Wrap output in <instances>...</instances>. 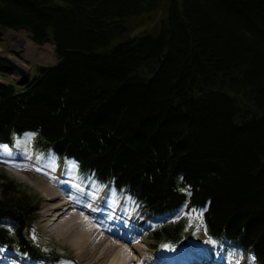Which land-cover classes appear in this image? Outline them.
<instances>
[{
    "label": "trees",
    "instance_id": "obj_1",
    "mask_svg": "<svg viewBox=\"0 0 264 264\" xmlns=\"http://www.w3.org/2000/svg\"><path fill=\"white\" fill-rule=\"evenodd\" d=\"M162 1L0 0V30L50 39L55 57L22 86L0 82V146L33 133L151 217L201 210L208 238L264 264V0H169L133 32ZM37 210L0 179V248L52 263ZM188 234L169 221L151 238L173 250Z\"/></svg>",
    "mask_w": 264,
    "mask_h": 264
},
{
    "label": "rangeland",
    "instance_id": "obj_2",
    "mask_svg": "<svg viewBox=\"0 0 264 264\" xmlns=\"http://www.w3.org/2000/svg\"><path fill=\"white\" fill-rule=\"evenodd\" d=\"M168 1L169 0H163L159 9L152 13L150 17L142 19L139 23L135 22L137 24L135 27L136 29L135 31L133 30V32L153 30L158 25L159 21L164 18ZM131 32L130 35L133 34ZM45 40L41 44L34 43L29 38L28 32L24 28H19L17 30L2 29L0 30V55L9 57L14 63L16 62L18 66L22 67L28 73V77H26L27 80L25 81L27 82L35 73V69L38 66H48L53 64L55 61L54 45H52L50 40ZM14 76L20 79L14 70H8L6 68V64L0 61V82L6 84L13 83L16 86H22V84L15 80ZM34 137L33 133L27 132L18 137H14L10 144L0 146V179L6 177L18 187L19 191L26 194L30 198L35 199L38 210L36 212L37 220L33 227L32 237L36 240V242L41 244V246L54 249L56 258L52 263L30 261L16 254L5 252L0 248V257L5 259L8 264L13 262L19 264H81L77 260L78 255L76 254V249L70 248L67 245H60L55 242L52 236H49L44 231V217L40 214L43 196L41 192H38V190H36L28 181L19 180L10 175L9 171L11 169L6 163H10L11 159L15 158L18 159L16 162H19L20 164V167L16 166V169L23 174L25 173L29 177L33 173L32 176L35 175L33 177L35 178L38 174L36 172L42 174L46 173L49 178L47 177V180L42 178L45 184L51 185L59 183L67 186V188H71L72 190H78L81 194H85L87 192L88 196L94 198L98 196H106V205L121 206L123 211L125 210L124 213H126V222L131 218L128 216L133 215V218L136 220H134V222H137V224L139 223V225L144 224V226L140 228L142 229L143 235L141 239L143 238L150 246L147 252L151 255L156 254L155 256H158L156 257V260H161L160 262L163 261L161 264H175L174 258L179 257L186 249H191L192 251L197 250L199 252L196 253L200 254L204 250H212L221 246L231 249L236 256L244 259L246 264H255L248 251H243L235 246L208 238L201 210L186 211L183 207H181L177 210L166 213L163 216L151 217L141 208L139 204L134 202L133 199L127 196L123 191L118 192L116 189L111 188L109 184H103L96 181L89 175L80 173L74 162L66 159H58L52 154L42 153L41 151L35 149L33 147ZM6 157L7 159H5ZM169 221L183 223L186 232L190 233L186 236L187 244L182 245L178 249H169L162 243H155L151 238V231L155 224ZM135 224L134 226L138 227V225ZM141 245L143 248L147 249L143 243ZM106 250L111 251L107 248ZM89 253L93 254L91 251ZM86 262L88 263L89 261L87 260ZM101 264H104V262H101Z\"/></svg>",
    "mask_w": 264,
    "mask_h": 264
},
{
    "label": "bare ground",
    "instance_id": "obj_3",
    "mask_svg": "<svg viewBox=\"0 0 264 264\" xmlns=\"http://www.w3.org/2000/svg\"><path fill=\"white\" fill-rule=\"evenodd\" d=\"M14 77L19 82L20 79ZM16 160L18 159H11L10 163H6L11 169H9L10 175L16 179L28 181L43 196L40 214L44 217V231L60 245L76 249L78 262L81 264H101V262L104 264H161L163 262L156 260L158 257L155 256L156 254L151 255L147 252L150 246L143 238L141 239L143 235L140 228L144 224L139 225L134 222L133 215L128 216L131 218L126 222V213L121 206L106 205V196L94 198L88 196L87 192L81 194L78 190H72L59 183L45 184L43 179L48 177L46 173L36 172L40 176L37 174L33 178L35 175L32 176V173L29 177L16 169L20 167ZM135 223L138 227L134 226ZM142 243L147 249L143 248ZM106 248L111 251H107ZM90 251L93 254H90ZM196 252L199 251L186 249L179 257L174 258V263L246 264L244 259L236 256L231 249L224 246L204 250L200 254ZM0 264H8V262L0 257Z\"/></svg>",
    "mask_w": 264,
    "mask_h": 264
},
{
    "label": "water",
    "instance_id": "obj_4",
    "mask_svg": "<svg viewBox=\"0 0 264 264\" xmlns=\"http://www.w3.org/2000/svg\"><path fill=\"white\" fill-rule=\"evenodd\" d=\"M25 30L28 32V30L25 28ZM0 61L6 64V68L8 70H14V72L20 77V80L18 83L24 84L27 80L26 77H28V73L20 66H18L16 63H14L9 57L0 55Z\"/></svg>",
    "mask_w": 264,
    "mask_h": 264
}]
</instances>
